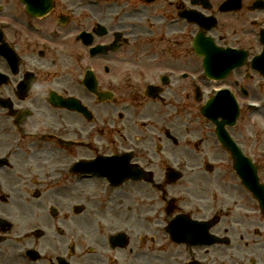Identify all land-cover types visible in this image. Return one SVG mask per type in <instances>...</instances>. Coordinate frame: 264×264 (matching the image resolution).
I'll use <instances>...</instances> for the list:
<instances>
[{
  "label": "flooded vegetation",
  "instance_id": "flooded-vegetation-1",
  "mask_svg": "<svg viewBox=\"0 0 264 264\" xmlns=\"http://www.w3.org/2000/svg\"><path fill=\"white\" fill-rule=\"evenodd\" d=\"M52 1L47 15L33 18L16 0H0L9 21L0 48L17 57L13 66L0 57L7 76L0 99L10 105L0 106V264H264V214L213 126L175 122L191 108L187 80L149 102L142 90L149 76L131 72L130 82L128 72L129 62L158 55L128 36L148 35L163 55L191 57L192 9L217 17L218 44L254 43L264 30V0H241L224 13L217 9L225 0H153L130 14L127 0ZM80 30L90 31L88 41L75 39ZM114 41L115 52L90 56L92 46ZM239 131L228 129L232 137ZM173 137L185 139L178 152ZM132 148L137 155H122ZM208 158L216 164L210 171L199 166ZM253 160L264 182V160ZM172 167L182 171L174 183Z\"/></svg>",
  "mask_w": 264,
  "mask_h": 264
},
{
  "label": "rangeland",
  "instance_id": "rangeland-1",
  "mask_svg": "<svg viewBox=\"0 0 264 264\" xmlns=\"http://www.w3.org/2000/svg\"><path fill=\"white\" fill-rule=\"evenodd\" d=\"M163 65H173L174 66V65H177V63L171 62L169 60H158L156 62V66H163ZM189 116H190V114H189ZM189 116H188L187 122H197L195 115H192L190 119H189ZM202 121H204V120H199L198 122H202ZM204 122H206V121H204ZM238 123H239L240 129L242 130L241 133L243 134L241 137L242 140L247 144V146L253 147L255 144H253L252 141L250 140V138L252 136L250 135V133L247 132V128H244V127H247V124L244 123L242 120H238ZM263 126H264V114H256L254 116L253 123L250 124L248 128L249 129L252 128L253 129L252 132L255 134L256 138L257 137L259 139L262 138L263 144H264V134L262 132H259L262 130ZM195 137H196V132H192V138H195ZM255 150H257V149H255Z\"/></svg>",
  "mask_w": 264,
  "mask_h": 264
}]
</instances>
